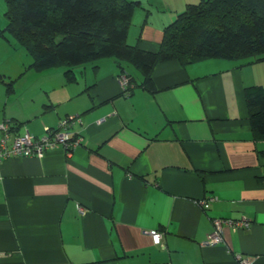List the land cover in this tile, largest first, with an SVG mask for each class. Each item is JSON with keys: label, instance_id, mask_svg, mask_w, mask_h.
<instances>
[{"label": "crops", "instance_id": "obj_1", "mask_svg": "<svg viewBox=\"0 0 264 264\" xmlns=\"http://www.w3.org/2000/svg\"><path fill=\"white\" fill-rule=\"evenodd\" d=\"M130 1L132 42L155 50L195 0ZM30 63L0 35V75L12 81H0V123L35 140L74 117L67 130L79 144L0 163V264H264V140L253 138L243 96L264 85V62L205 60L186 72L161 63L156 93L128 95L113 58L67 74ZM213 218L223 221L217 243Z\"/></svg>", "mask_w": 264, "mask_h": 264}, {"label": "trees", "instance_id": "obj_2", "mask_svg": "<svg viewBox=\"0 0 264 264\" xmlns=\"http://www.w3.org/2000/svg\"><path fill=\"white\" fill-rule=\"evenodd\" d=\"M3 1L5 21L0 35L10 34L31 57L25 70L63 66L67 74L72 67L113 58L118 77L126 79L122 95L130 94L134 87L156 93L152 73L161 63L173 62L186 72L190 65L210 59L226 60L237 69L264 62V0L186 4L164 25L155 50L126 42L133 11L139 7L136 1ZM0 81L7 90L12 86L2 75ZM243 96L253 138L264 140V85L245 86ZM212 201L204 199L208 207H200L206 210ZM214 219L219 218L212 222Z\"/></svg>", "mask_w": 264, "mask_h": 264}, {"label": "built area", "instance_id": "obj_3", "mask_svg": "<svg viewBox=\"0 0 264 264\" xmlns=\"http://www.w3.org/2000/svg\"><path fill=\"white\" fill-rule=\"evenodd\" d=\"M120 80L122 85L126 83V79L124 77H121ZM73 120L74 117H67L59 120L55 128L50 129L47 131L46 135L36 138L35 140L32 139L27 132L12 135L9 130V123H0V163L5 159L14 156L40 157L55 145L62 146L64 152L69 154L71 150L79 144V139L70 136L67 130ZM212 199L214 200V198H210L209 200ZM201 205L204 208L208 207L207 202L201 201ZM222 222L220 219L213 220L214 230L212 234L208 236L209 242L217 243L221 240L220 235ZM229 224L238 225V223L235 222H230ZM150 235H152L154 243L157 244L159 242L160 235L154 231H152ZM238 262L239 264H250L251 260L247 258H240Z\"/></svg>", "mask_w": 264, "mask_h": 264}, {"label": "rangeland", "instance_id": "obj_4", "mask_svg": "<svg viewBox=\"0 0 264 264\" xmlns=\"http://www.w3.org/2000/svg\"><path fill=\"white\" fill-rule=\"evenodd\" d=\"M197 1V0H196ZM188 3H193L192 1L191 2H188ZM187 3V4H188ZM186 5V4H185ZM3 10H4V1L3 0H0V11L2 12V13H0V27L3 25V22L5 21V17H4V15H3ZM153 18H155L154 16H152ZM168 24V23H167ZM132 25V24H131ZM133 32V28H130L129 29V34H128V36L126 37V42H127V44H129V45H132L133 43H134V41L132 42V33ZM136 32V34H137V31H135ZM10 35V34H9ZM10 37H11V39H12V36L10 35ZM14 39V38H13ZM15 40V39H14ZM17 44L18 45H20L19 44V42L17 41ZM210 60H214V59H210ZM218 60V59H217ZM126 95V94H125ZM128 95V94H127ZM228 223H230V222H228ZM231 226H236V224H231Z\"/></svg>", "mask_w": 264, "mask_h": 264}]
</instances>
